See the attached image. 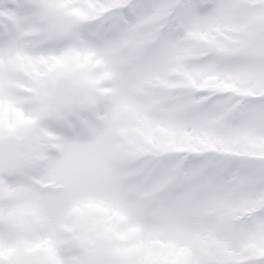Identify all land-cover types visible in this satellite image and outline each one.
Instances as JSON below:
<instances>
[{
  "label": "snow or ice",
  "instance_id": "6c2138e0",
  "mask_svg": "<svg viewBox=\"0 0 264 264\" xmlns=\"http://www.w3.org/2000/svg\"><path fill=\"white\" fill-rule=\"evenodd\" d=\"M0 264H264V0H0Z\"/></svg>",
  "mask_w": 264,
  "mask_h": 264
},
{
  "label": "rangeland",
  "instance_id": "374dc122",
  "mask_svg": "<svg viewBox=\"0 0 264 264\" xmlns=\"http://www.w3.org/2000/svg\"><path fill=\"white\" fill-rule=\"evenodd\" d=\"M126 131L130 137H136L137 134L131 130V125L126 126Z\"/></svg>",
  "mask_w": 264,
  "mask_h": 264
}]
</instances>
